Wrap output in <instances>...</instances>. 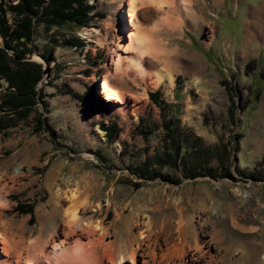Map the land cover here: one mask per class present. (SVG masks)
<instances>
[{
	"label": "rangeland",
	"instance_id": "obj_1",
	"mask_svg": "<svg viewBox=\"0 0 264 264\" xmlns=\"http://www.w3.org/2000/svg\"><path fill=\"white\" fill-rule=\"evenodd\" d=\"M4 1L13 28L8 7L20 0ZM123 2L89 0L78 29L47 30L34 18L33 40L20 46L41 78L23 115L2 109L12 89L0 76L2 183L22 171L3 193L0 233L25 248L40 234L60 236L66 193L77 188L80 217L102 221L125 261L138 220L146 229L154 220L177 223L183 212L189 233L220 249L216 264H264V0H191L190 19L157 35L174 77L156 87L111 66L120 14L129 21ZM158 19L150 10L140 16L147 31ZM103 83L139 107L111 110Z\"/></svg>",
	"mask_w": 264,
	"mask_h": 264
},
{
	"label": "bare ground",
	"instance_id": "obj_2",
	"mask_svg": "<svg viewBox=\"0 0 264 264\" xmlns=\"http://www.w3.org/2000/svg\"><path fill=\"white\" fill-rule=\"evenodd\" d=\"M190 1L124 0L119 6L122 12L128 13L129 21L120 14L119 43L111 57L114 72L126 77L133 73L146 86L156 87L164 81L173 82L174 74L165 60L168 55L157 47L156 39L159 33L175 31L183 20L190 19L194 14ZM146 10L159 14L158 24L149 31L143 29L140 20ZM160 65L164 66L158 69ZM107 71L108 74L111 72L109 69ZM102 90L110 109L119 114L129 109L133 112L141 103L136 100L138 103L130 108L129 100L132 97L113 93L108 83H103ZM13 173L15 176L10 179L11 185L5 181L2 183L0 177V221L1 210L7 208V203L2 199L3 193L22 177L21 170ZM66 198L70 207L64 214L65 229L62 234L46 241L40 234L25 248L21 241L6 239L0 233V264H216L222 260L220 249L214 247L213 243L200 241L196 231L192 235L189 233L190 221L183 220V212H180L177 223L154 220L147 224L146 229L138 220V235L127 234L129 259L125 261L124 255L115 249V244L108 242L110 232L102 221L80 217V207L84 204L81 191L77 188L69 190ZM203 234L205 238L208 236L206 231Z\"/></svg>",
	"mask_w": 264,
	"mask_h": 264
},
{
	"label": "trees",
	"instance_id": "obj_3",
	"mask_svg": "<svg viewBox=\"0 0 264 264\" xmlns=\"http://www.w3.org/2000/svg\"><path fill=\"white\" fill-rule=\"evenodd\" d=\"M0 1V39L3 41V48H0V76L8 80L9 90L12 89L3 102L4 106L1 107L2 109L7 107L10 111H20L19 114L23 115L22 111L30 109L35 104V87L41 78L40 66L25 60L26 54L31 53L24 45L33 40L36 26L34 18H42L47 30L65 26L82 28L87 24L89 6L86 3L89 0H48L47 5L45 0H20L17 6L8 7L16 15L13 28L7 24L6 11L3 9L5 1ZM22 41L25 43L24 45L22 43L23 48L20 46ZM8 50L13 52L12 57L7 54ZM43 58L47 60L45 56ZM151 99L158 102V93L151 94ZM175 141L172 142L175 144Z\"/></svg>",
	"mask_w": 264,
	"mask_h": 264
}]
</instances>
